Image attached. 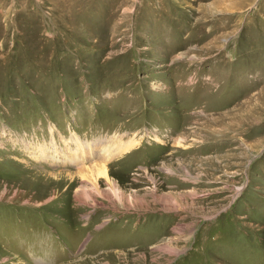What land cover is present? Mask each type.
<instances>
[{
  "label": "rangeland",
  "instance_id": "374dc122",
  "mask_svg": "<svg viewBox=\"0 0 264 264\" xmlns=\"http://www.w3.org/2000/svg\"><path fill=\"white\" fill-rule=\"evenodd\" d=\"M0 264H264V0H0Z\"/></svg>",
  "mask_w": 264,
  "mask_h": 264
}]
</instances>
